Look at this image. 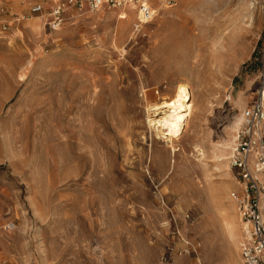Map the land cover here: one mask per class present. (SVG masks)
<instances>
[{
	"label": "rangeland",
	"instance_id": "rangeland-1",
	"mask_svg": "<svg viewBox=\"0 0 264 264\" xmlns=\"http://www.w3.org/2000/svg\"><path fill=\"white\" fill-rule=\"evenodd\" d=\"M36 1L0 0V264H218L217 206L242 218L245 193L216 147L264 80V0H175L139 30L79 0L56 31ZM180 84L170 140L148 107Z\"/></svg>",
	"mask_w": 264,
	"mask_h": 264
},
{
	"label": "built area",
	"instance_id": "built-area-1",
	"mask_svg": "<svg viewBox=\"0 0 264 264\" xmlns=\"http://www.w3.org/2000/svg\"><path fill=\"white\" fill-rule=\"evenodd\" d=\"M92 11L103 7L122 8L127 4H137L145 19L151 17V2L154 0H83ZM175 0H169L173 6ZM51 4L49 28L58 30L63 22L66 7H76L79 0H38L31 7V13L40 15ZM8 25L0 21L1 31H7ZM231 166L244 186V198L239 200L242 218L250 228V240L242 247L244 264H264V80L259 83L256 97L243 111V122L237 132L235 147L232 151ZM16 225H6V231L15 230ZM197 254L196 247L186 242ZM189 252V251H187Z\"/></svg>",
	"mask_w": 264,
	"mask_h": 264
},
{
	"label": "bare ground",
	"instance_id": "bare-ground-1",
	"mask_svg": "<svg viewBox=\"0 0 264 264\" xmlns=\"http://www.w3.org/2000/svg\"><path fill=\"white\" fill-rule=\"evenodd\" d=\"M158 1H159V3H157V4L154 2L150 4L151 9H152V14H151V17H149L147 19L144 18L143 13L140 10V7L137 4H133V3L123 6L125 8L121 12H118V13L115 12L116 14H112V15L119 17L120 20L128 19V18L135 19L136 20L135 28L137 30H139L141 26L147 25V24L153 22L156 17L160 16L163 13H166L171 8V6H169V0H158ZM83 3H84V5L87 6L86 2H83ZM158 4H161V5H158ZM71 9H72V7L67 6L66 7V13ZM45 21H46L45 16L39 17V18H36L34 21L30 22L29 26L35 32L41 31L46 25ZM126 27L127 26H125L124 24H121L122 31H124V29H126ZM116 36H117V33H116ZM214 63H215L214 59L212 58L210 60V64L207 66V68L213 67ZM189 94L190 93L188 91V86H186L185 84L177 85L174 92L172 93V96L169 98V100L164 101L161 104H155V105H151L148 107V113H150V111H155V112L157 111L158 112V110H160V109H166L165 112H166V114L169 113V115L165 116L164 118H160V119H150L149 124L154 126L158 132H161L163 130L167 131L166 135L170 140L179 136V134L181 132L182 122H184V118H185V116H187L184 113V111H188L190 113L192 110V105L188 106ZM184 109H186V110H184ZM242 122H243V115L241 114L237 117V120L235 121V123L232 126H230L229 129L226 131V136L219 143V146L216 147V149L218 151V156L220 159H222L221 161H228L231 158L232 151L235 147V143H236V139H237V132H238L239 127H240ZM230 184L226 185L225 189L229 188ZM225 194H226V192H225ZM221 205H223V204H221ZM221 205L217 206V209H216L217 215H215V216H218V218H219V219L218 218H216V219L219 220V224H220L219 229L223 231V234L225 236L224 241H226L227 245H226L225 251L223 253H221L220 260H219L218 264H244V261H243V259H241L240 256L242 255V247L245 244H247L250 240V232H249V227H248L249 225L247 222H246L247 223L246 224L242 221L240 214L237 215V213L235 212V209H234V204L229 205V206H231L230 210H228L226 208H222ZM211 216H212V214H211ZM215 216H214V218H215ZM210 225L207 224L204 227V230L206 231L208 228H210ZM218 232H219V230H218ZM211 235H213V234L211 233ZM238 238L242 239V242H239ZM216 239H217V237H216ZM222 242H223V240H222ZM210 243H211V241H210ZM211 245H210V247H211ZM223 245H225V244H223ZM214 259H216V258H214Z\"/></svg>",
	"mask_w": 264,
	"mask_h": 264
},
{
	"label": "crops",
	"instance_id": "crops-1",
	"mask_svg": "<svg viewBox=\"0 0 264 264\" xmlns=\"http://www.w3.org/2000/svg\"><path fill=\"white\" fill-rule=\"evenodd\" d=\"M242 124V123H241Z\"/></svg>",
	"mask_w": 264,
	"mask_h": 264
}]
</instances>
